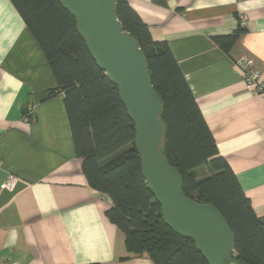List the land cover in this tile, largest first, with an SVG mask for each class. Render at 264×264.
Here are the masks:
<instances>
[{"label": "crops", "instance_id": "obj_1", "mask_svg": "<svg viewBox=\"0 0 264 264\" xmlns=\"http://www.w3.org/2000/svg\"><path fill=\"white\" fill-rule=\"evenodd\" d=\"M156 41H167L214 134L264 216V100L239 60L264 80V0H128ZM248 17L243 26L241 15ZM243 29L229 51L216 40ZM11 0H0V264H156L131 253L77 156L62 93ZM28 116V117H27ZM9 174L17 175L5 185Z\"/></svg>", "mask_w": 264, "mask_h": 264}, {"label": "trees", "instance_id": "obj_2", "mask_svg": "<svg viewBox=\"0 0 264 264\" xmlns=\"http://www.w3.org/2000/svg\"><path fill=\"white\" fill-rule=\"evenodd\" d=\"M41 46L62 93L76 154L89 184L107 194L109 220L128 250L148 253L156 264H208L195 241L164 221L161 204L143 176L135 124L117 84L92 56L75 16L60 0H11ZM125 31L143 50L153 89L163 101L162 152L183 176L184 193L213 203L234 233L231 264H264V216L255 212L167 41H156L128 0H115ZM243 29L216 40L227 51ZM208 169V172L205 171ZM202 170V173L199 171Z\"/></svg>", "mask_w": 264, "mask_h": 264}, {"label": "water", "instance_id": "obj_3", "mask_svg": "<svg viewBox=\"0 0 264 264\" xmlns=\"http://www.w3.org/2000/svg\"><path fill=\"white\" fill-rule=\"evenodd\" d=\"M75 16L77 29L98 65L119 89L135 124L142 173L161 204L166 224L195 241L208 264H231L234 233L211 202H199L183 191V176L162 152L163 101L153 89L148 63L137 40L124 30L115 0H60Z\"/></svg>", "mask_w": 264, "mask_h": 264}, {"label": "built area", "instance_id": "obj_4", "mask_svg": "<svg viewBox=\"0 0 264 264\" xmlns=\"http://www.w3.org/2000/svg\"><path fill=\"white\" fill-rule=\"evenodd\" d=\"M240 21L241 24L245 26L247 24L248 17L243 14L240 16ZM238 63L242 70L245 87L248 90L259 94L264 100V80L262 79V70L255 64L254 59L251 57H245L244 59L239 60ZM17 178V175L9 174L5 185H13Z\"/></svg>", "mask_w": 264, "mask_h": 264}, {"label": "rangeland", "instance_id": "obj_5", "mask_svg": "<svg viewBox=\"0 0 264 264\" xmlns=\"http://www.w3.org/2000/svg\"><path fill=\"white\" fill-rule=\"evenodd\" d=\"M205 171H207V172H208V169H207V170L205 169ZM199 173H202V170H200V171H199Z\"/></svg>", "mask_w": 264, "mask_h": 264}]
</instances>
